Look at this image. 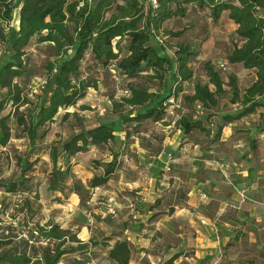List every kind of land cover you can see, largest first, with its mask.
<instances>
[{"label": "trees", "instance_id": "1", "mask_svg": "<svg viewBox=\"0 0 264 264\" xmlns=\"http://www.w3.org/2000/svg\"><path fill=\"white\" fill-rule=\"evenodd\" d=\"M188 5L208 11L214 23L228 12L242 44L227 55L226 64H240L255 71L256 79L249 87L243 89L234 74L225 81L218 67L206 61L202 71L208 82H197L193 92L186 93L185 86L195 77L191 63L197 53L191 45L180 44L170 55L156 37L166 21L184 18ZM34 41L52 44L54 61L44 67L48 86L45 95L38 97V103L25 116L19 109L30 104L26 85L34 77L26 48ZM84 64L97 72L114 69L128 95L114 101L113 106L126 113L114 122L95 127L80 123L79 131L71 137L50 145L52 171L47 190L51 193L79 194L80 187L69 183L76 156L93 147L122 142V137L130 140L140 133L138 128L145 122L168 126L167 116L174 108L171 100L182 103L183 115L176 123L186 137L197 132L210 138V120L218 116L221 122L213 134L217 142L226 126L259 111L257 133H264V0H160L158 7L149 11L138 0H0V147H6L13 138L11 118L35 146L46 136V125L56 121L62 110L66 111L61 117L63 122L76 115L67 111L76 107L88 90H96L99 82L97 77L90 80L84 75ZM151 83H155L154 87ZM223 98H228L235 112H212L220 107ZM9 106L14 110L6 114ZM129 124L134 126L133 131L126 129ZM251 147L256 149L255 141ZM94 164L96 168L104 166V172L94 176L89 187L105 188L120 167L119 154L113 152L110 162ZM18 166L17 180L0 181L5 194L31 191L27 174L35 163L19 158ZM26 204L30 206L29 201ZM176 206L169 207L167 216L175 214ZM159 207L160 203L150 207L157 210L154 217L163 213ZM119 238L113 235L101 242H83L78 232L53 222L36 224L25 237L10 225L0 234V264H88L97 247L107 249L113 263L131 264L132 243ZM182 255L178 253L163 264H174Z\"/></svg>", "mask_w": 264, "mask_h": 264}, {"label": "rangeland", "instance_id": "2", "mask_svg": "<svg viewBox=\"0 0 264 264\" xmlns=\"http://www.w3.org/2000/svg\"><path fill=\"white\" fill-rule=\"evenodd\" d=\"M191 7L193 5H188V12L184 18L166 21L156 40L159 43L161 41L170 55L180 44L191 45L201 58V61L195 60L191 63L196 72V80L192 83L206 84L202 61L211 60L216 66L222 62L226 63V55L236 45L241 44V41L236 35L233 23L223 20L221 23H214L208 13ZM26 51L29 68L33 71L34 77L26 85L30 104L19 109V113L25 116L38 103L40 99L38 97H43L48 89L47 72L44 67L48 62L54 61V47L50 43L38 44L34 41ZM83 71L90 80L95 77L99 79L97 89L88 90L85 98L76 107L67 111L76 115L65 122L61 121L66 112L62 110L56 121L46 125L44 129L47 131L46 136L38 140L35 146L29 142L21 128L17 127L14 118L9 120L13 138L6 147H0V181L19 178V158L28 159L34 162L35 166L27 174L30 192L10 195L5 194L0 188V234L10 225L22 235L28 234L36 224L45 225L53 222L64 229L78 232L80 239L86 241L93 239L101 242L113 235L120 236V240H128L133 246L132 264H163L178 253L183 255L174 264H247L252 258L256 259L247 254L249 250L246 244L241 243L240 246L233 244V236L224 239L220 246L200 248L201 242L198 238L201 236L197 231L202 226L199 219L202 206L196 208L195 212L182 211L179 216L175 214L174 218L167 216L170 206L179 204L182 207L181 205L185 204L186 188L190 184L197 185V180H200L201 176L199 165L205 164L202 161L204 158L199 155L193 162L189 161V164L188 160L184 159L185 148L189 144L185 142L186 136L179 137L172 146L167 143V138H172L178 130L176 122L183 115L181 108L170 109L173 113L167 116V123L175 121L172 127L164 130L166 126L162 124L145 122L138 128L140 133L135 134L130 140L122 139V142L117 141L109 146L93 147L88 153L76 156L72 162L73 178L69 183L71 187L74 185L80 187L79 194L65 196L47 190L52 171L48 148L54 141L71 137L74 132L79 131L80 123L86 127H94L100 123L114 122L120 115L126 113L125 109L116 111L113 106L114 101L125 95L113 68L97 72L84 64ZM230 73L232 72L228 68L223 76L226 77ZM237 73L241 83L245 84L249 79V71L240 66ZM18 82L23 84L21 80ZM154 84L150 85L154 87ZM185 87L186 91H189L191 86L187 84ZM179 105L182 107L181 102ZM233 108L228 103V98H223L220 107L212 112L215 114L231 112ZM13 110L14 108L9 106L5 113L9 114ZM220 122L218 116L211 118L209 126L212 134L216 133V127ZM126 129L133 131L135 128L129 124ZM236 136L238 139L247 137L244 131L238 132ZM190 140L194 144L200 143L205 149H209L213 144L211 138L197 132L190 136ZM228 149L223 147L219 150L220 156L211 159L218 162L215 165L216 169L210 173L213 181H219V184L215 182L214 184L219 186L221 198L236 192L239 183L232 176L237 169L247 170L249 167L242 162L248 158V154L238 158ZM250 151H253L252 147ZM113 152L119 154L120 167L105 188L91 189L89 187L91 179L103 175L104 172V166L96 168L94 161L110 162ZM125 156L132 160L125 161ZM234 162H237L236 166ZM192 165L194 168L190 167ZM201 194L202 196L206 194L213 200L215 198V195L207 191ZM204 200L206 198H203ZM26 201H29L30 206ZM196 201L201 202L199 197ZM155 203L161 204L158 211L163 213L154 217L157 210L152 212V216L148 212ZM206 236L212 237L210 229L206 231ZM211 242H217V237L213 236ZM95 250L92 257L96 258L91 259L88 264H115L108 259L107 249L97 247Z\"/></svg>", "mask_w": 264, "mask_h": 264}, {"label": "crops", "instance_id": "3", "mask_svg": "<svg viewBox=\"0 0 264 264\" xmlns=\"http://www.w3.org/2000/svg\"><path fill=\"white\" fill-rule=\"evenodd\" d=\"M191 8L196 7L193 6ZM204 12L208 13V11ZM222 20L232 23V21H230L228 18V12H225L222 15L220 23L222 22ZM236 29L237 27L235 26V30ZM196 61H201L199 55L197 56ZM202 62H205V60H203ZM211 62L216 65L213 61ZM240 66L242 65H231L229 66V71L232 72L230 74H234L237 76L241 87L245 89L255 81L256 75L255 71L248 70L250 74L249 79L245 82V84L241 83L240 77L237 73V71L240 70ZM228 76L224 77L225 81H227ZM203 77L206 78L205 75ZM193 80H196V72ZM195 83L196 82H190L188 84V86L191 87L189 91H186V93L193 92V86ZM232 111L235 112L236 108L234 107ZM172 113L173 112H170V114ZM260 113L261 111L226 126L223 129L221 139L217 142L213 141L212 134L210 138L211 144H213L209 149L202 148L200 146V143L197 142L196 144H194L191 140L189 141L190 137H185V142L189 144L186 145V156L184 157V159L188 160L189 164V161L193 162V160L196 159V156L199 155L201 156V158H204L202 159V161H204L205 164L199 165V170L201 169V176L199 178L200 180H197V185L190 184L186 188L185 199H187V201H184L185 204L181 205L182 207H180V205L178 204L175 208V214L176 216H179L180 212L182 211L195 212L197 210L196 208L202 206L199 216L202 226H200V230L197 231V233H199L201 236V238H198V240H200L201 242L199 247L214 248L220 246L221 242H223L224 239H230V237L233 236V244L239 246L241 243H243L244 245L246 244L249 250L247 254L252 257H256V259L252 258L251 260H249L247 264H264V133H257ZM173 123H175V121ZM173 123H170L168 126H166L164 130L169 128L170 126H174ZM241 131L246 132V138L238 139L236 135ZM182 136L184 137V135L181 134V131L178 129L176 131V134L172 138H167V143L169 144V146H172L177 142V139L179 137L182 138ZM122 139H124V137H122ZM252 141H255L256 149L250 151ZM223 147H226L227 149L229 148L228 151H230L232 154H235V156L238 158H242L243 156H245L244 154H248V158L242 160V162L246 163L249 167L247 170L237 169V172L234 173V176H232L233 179L239 183L236 188V192H231L228 197L221 198V195L219 193V186L215 185L219 184V181H213L210 171L214 168L216 169L215 165L218 164V162L211 161V159L214 158V156H220L221 152H219V150ZM234 148L238 149L236 151H231V149ZM127 160H132V158H130L129 156H125V161ZM236 165L237 162H234V166ZM190 167L194 168V165ZM203 191H207L209 194L211 193L215 195L214 200L206 194H204L205 197L202 196L201 193ZM139 194H141V192H139ZM197 197L200 198V203L196 201ZM203 198H206V200L203 201ZM152 212L154 211L150 210V212H148L150 216H152ZM175 214L171 217L174 218ZM149 218L150 217H148V219ZM208 229L211 230L212 237H217V242H211L212 237L206 236V231ZM81 240L83 242H89L93 239H88L87 241L83 239ZM95 249L93 251H96ZM95 258L96 257H92L91 259L94 260Z\"/></svg>", "mask_w": 264, "mask_h": 264}, {"label": "built area", "instance_id": "4", "mask_svg": "<svg viewBox=\"0 0 264 264\" xmlns=\"http://www.w3.org/2000/svg\"><path fill=\"white\" fill-rule=\"evenodd\" d=\"M138 1L143 6L145 11H149L150 9H156L158 7L160 0H138ZM160 43H161V41H160ZM217 67L222 73H226L228 71V68H229L228 65L226 63H223V62L219 63L217 65ZM124 94L128 95V92H124ZM171 102L173 104V107L180 108V105H179L180 101L176 102V101L171 100ZM24 236L26 237V234H24Z\"/></svg>", "mask_w": 264, "mask_h": 264}]
</instances>
